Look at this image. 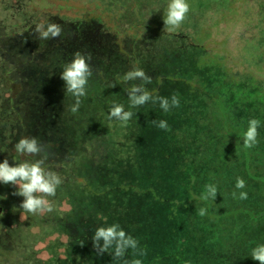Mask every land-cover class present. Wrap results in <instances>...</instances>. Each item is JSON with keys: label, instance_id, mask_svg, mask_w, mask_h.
I'll use <instances>...</instances> for the list:
<instances>
[{"label": "rangeland", "instance_id": "374dc122", "mask_svg": "<svg viewBox=\"0 0 264 264\" xmlns=\"http://www.w3.org/2000/svg\"><path fill=\"white\" fill-rule=\"evenodd\" d=\"M169 2L0 0V163L39 159L14 149L36 137L49 153L44 167L63 180L43 215L23 212L17 188L0 183V264H117L112 250L98 255L92 243L112 224L146 253L128 250L126 259L190 264L183 192L195 162L227 128L264 122V0H186L190 10L172 32L163 22ZM41 22L60 24L61 36L39 39ZM77 51L91 54L93 75L72 113L75 98L60 76ZM133 69L152 78L145 87L154 97L178 94L180 106L129 108L127 92L142 83L124 81ZM241 87L247 93L234 108L248 111L242 130L218 99ZM113 102L134 113L126 125L108 120Z\"/></svg>", "mask_w": 264, "mask_h": 264}, {"label": "trees", "instance_id": "16d2710c", "mask_svg": "<svg viewBox=\"0 0 264 264\" xmlns=\"http://www.w3.org/2000/svg\"><path fill=\"white\" fill-rule=\"evenodd\" d=\"M261 39L264 43V37ZM32 50L33 47H28L23 53L28 62L33 57ZM245 91L241 87L228 96L218 97L233 125L241 130L248 111L234 107L237 99L242 101ZM205 109L221 114V109L212 106ZM258 132V143L246 149L244 132L227 128L216 146L203 152V163L195 162L193 176L186 181L189 188L183 192L186 206L190 207L185 214L184 243L190 264H259L252 260L251 251L264 244V122ZM238 177L246 181L245 188H235ZM208 184L217 186L214 201L201 199ZM241 191L248 194L246 200L239 199ZM202 207L208 210L203 217L197 214Z\"/></svg>", "mask_w": 264, "mask_h": 264}, {"label": "clouds", "instance_id": "9594fccd", "mask_svg": "<svg viewBox=\"0 0 264 264\" xmlns=\"http://www.w3.org/2000/svg\"><path fill=\"white\" fill-rule=\"evenodd\" d=\"M190 10L186 0H170L164 13L163 22L165 29L169 32L175 31L186 19ZM63 29L60 24L54 22L38 23L35 26L34 34H38L41 40H49L61 36ZM91 54H84L77 51L73 54L71 62L64 66L60 78L65 82V92L71 94L75 98V103L71 106V112L76 113L82 103L81 98L87 95V85L89 78L93 75L91 66ZM124 81L140 80L142 83L133 84L127 92L129 108L144 106L151 102L159 104V107L165 112H169L172 108L180 106L178 94H173L170 98L162 96H153L145 87L152 82V78L148 76L142 69H133L128 71L124 77ZM133 112L126 111L123 104L113 102L109 109L108 120H117L126 125L131 120ZM152 123L161 130H169L166 120H153ZM260 121L251 119L248 122V128L243 134V146L246 149L254 147L258 141V129ZM15 152L20 156L39 157L34 161L25 160L10 166L8 159L0 163V183L4 185L11 184L17 188L13 193L15 196L23 197L20 208L23 212L31 215H43L51 213L53 209L52 202L49 197H55L57 188L63 183L61 176L50 169L44 167L45 162L49 158V153L45 151L44 145L36 137H23L14 145ZM246 181L237 178L235 188L243 189ZM218 194L217 186L214 184L205 185V192L202 194V200H215ZM233 197L236 193H232ZM248 194L241 191L239 199L246 200ZM207 208H200L198 215L203 217L207 215ZM3 215V213H0ZM102 242V244H101ZM93 247L98 255L112 250V258L117 264H142L141 259L128 260L125 258L128 250L134 255L142 256L146 253L140 250L139 241L127 234L119 224H112L107 227H98L92 237ZM251 258L264 264V244L257 245L251 251Z\"/></svg>", "mask_w": 264, "mask_h": 264}]
</instances>
